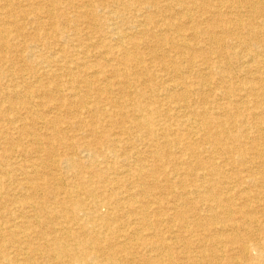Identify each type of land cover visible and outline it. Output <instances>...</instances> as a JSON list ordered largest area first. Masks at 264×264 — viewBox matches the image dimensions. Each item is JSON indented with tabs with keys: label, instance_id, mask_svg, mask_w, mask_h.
<instances>
[{
	"label": "bare ground",
	"instance_id": "bare-ground-1",
	"mask_svg": "<svg viewBox=\"0 0 264 264\" xmlns=\"http://www.w3.org/2000/svg\"><path fill=\"white\" fill-rule=\"evenodd\" d=\"M111 21L121 36L90 41L104 54L90 63L78 26ZM141 42L153 44L146 57ZM167 44L174 58L155 63ZM0 79V123L32 146L20 151L24 197L5 208L0 186V264H264V0H0ZM113 115L121 125L104 135Z\"/></svg>",
	"mask_w": 264,
	"mask_h": 264
},
{
	"label": "rangeland",
	"instance_id": "rangeland-1",
	"mask_svg": "<svg viewBox=\"0 0 264 264\" xmlns=\"http://www.w3.org/2000/svg\"><path fill=\"white\" fill-rule=\"evenodd\" d=\"M56 8H58V9H60V10H62V11H64V12H66V13H68V14H70V15H73V14H76V8L75 7H71V6H67V5H65V4H62L61 6H57ZM76 9V10H75ZM70 10V11H69ZM74 12V13H73ZM98 13H101V12H99L98 11ZM193 14V13H192ZM90 16V15H89ZM193 16V19H194V22H195V19H196V28L197 29H195V31L197 32V38L196 39H205V37H203L204 35L202 34V33H200L199 31H198V29L200 28V27H202L201 25H205V21L203 20V19H201V18H197V17H195V14L194 15H192ZM247 17V16H246ZM86 18H88V17H86ZM198 19H199V21H198ZM203 20V21H202ZM199 22H200V24H199ZM203 22V23H202ZM106 25V24H105ZM105 25H102V24H98L96 27H89V26H87V25H83L82 27H81V25L80 26H78V29H80L79 31H78V35H79V37L81 38V39H87L86 40V43L88 44V46H87V55H88V60H89V62L91 63V61H92V63L93 64H97L98 62H100L101 60H102V58H101V56L102 55H104L103 54V51H102V54H101V52L100 51H98V52H96V51H94V49L92 48V46L90 45V41H92V40H94V41H96V40H99L100 42H108V43H110V44H116L117 42H118V40H116L117 38H116V36L117 37H119L118 35H120L121 36V33L119 32V30H120V26L119 25H116L114 22H108V24H107V27L105 26ZM112 25H114V26H112ZM8 26L10 27V25L8 24ZM112 26V27H111ZM83 27H84V29H83ZM105 27V28H104ZM119 27V28H118ZM11 28V27H10ZM30 27L29 26H26L25 27V29H24V34H26V35H28V36H30L32 33L30 32L32 29H29ZM93 28H95V30L97 31H95ZM97 28H98V30H97ZM101 28V29H100ZM109 28V29H108ZM111 28V29H110ZM114 28V29H113ZM118 28V29H117ZM129 28V29H128ZM128 28H126L125 30V32L124 33H122V35H128V36H131V37H137V39H142L141 37H140V34H137V33H139V31H140V29H138L137 31H135L138 27H128ZM27 29H28V31H27ZM131 29V30H130ZM135 29V30H134ZM190 29V28H189ZM187 30V31H191L192 29H190V30ZM84 30V31H83ZM108 30V31H107ZM132 30H134L133 31V33H132ZM217 30V29H216ZM111 31V32H110ZM118 31V32H117ZM218 31V30H217ZM102 32V33H101ZM104 32H106V33H104ZM114 32V33H113ZM135 32V33H134ZM192 32V31H191ZM85 33V35H83ZM107 33H109V34H107ZM117 33H119V34H117ZM199 33V34H198ZM113 34V35H112ZM117 34V35H116ZM131 34V35H130ZM133 34V35H132ZM96 35L97 36H99V37H96ZM202 35V36H201ZM83 36H84V38H83ZM102 36V37H101ZM105 36H106V38H105ZM110 36V37H109ZM107 37H109V38H107ZM27 38L28 37H25V39H22V40H24V41H29V39L27 40ZM104 39H105V41H104ZM108 39H109V41H108ZM31 40V39H30ZM111 40H112V43H111ZM48 41H50V43H51V39H48ZM114 41H115V43H114ZM73 44L74 43H76L75 41L74 42H72ZM142 44L140 45L141 46V51L140 52H143V56H145L146 57V55H144V54H147V56H148V50H147V47L148 46H152L153 44L152 43H145V42H141ZM144 44V45H143ZM150 44H152V45H150ZM146 45H147V47H146ZM202 44H200V45H198V46H196V47H194V46H192V48H190L191 50H194V52L196 53V54H198V55H200V54H203V53H205V48H204V46H201ZM90 46H91V48H90ZM18 47V46H17ZM169 47V45L167 44V46L165 47V45H163L162 46V50H160L159 52H158V54H159V56L157 57V58H153L154 59V62L155 63H157L158 62V60L160 59V57H162L163 56V60L165 59V60H171L172 59V57L174 58V53L172 52V51H170V49L168 48ZM193 47L196 49V51H195V49H193ZM200 47V48H199ZM143 48H144V50H143ZM168 48V49H167ZM202 48H204V49H202ZM70 49H72V48H70ZM14 51H10L11 52V55H15L14 54V52L16 53L17 51H18V49L17 48H14L13 49ZM102 50V49H101ZM199 51V52H198ZM201 51H203V52H201ZM9 52V53H10ZM100 52V53H99ZM163 52V53H162ZM44 55L46 54H48V53H46V52H44L43 53ZM167 54V55H166ZM171 54H173V55H171ZM90 55V56H89ZM169 55H170V57H169ZM114 56V55H113ZM90 57V58H89ZM109 57H111V54L108 56V58ZM95 58V59H94ZM97 58V59H96ZM15 63V64H14ZM23 63L24 62H20V63H17L16 64V62H14V61H6L5 63H2L1 65H5V66H7V69L10 71V72H12L13 73V75H18L19 73H21V72H26V73H28V75L30 74V76L31 77H29V76H27L26 75V78L27 77H29V79H25V81H27V80H30L31 79V81L32 80H34L32 77L34 76L33 74V70L35 71V75L36 76H38L37 78L39 79V81H45V79L43 80L42 78H44V75L45 74H47V72H42L41 70H37V69H33L32 67H27V68H25L24 66H23V68H25V69H23L21 72H20V70H19V65H23ZM253 63L251 62V61H248V62H246L244 65L247 67V66H250V65H252ZM37 70V71H36ZM15 72V73H14ZM38 72H40V73H38ZM42 72V73H41ZM36 73H38V74H36ZM64 75V76H63ZM40 76V77H39ZM63 77H65V78H63ZM34 78H36L35 76H34ZM61 78L62 79H64V80H66V78H68V76L64 73V74H62L61 75ZM41 79V80H40ZM1 80H3V83H4V80L6 81V79H0V81ZM63 80V81H64ZM159 82V81H158ZM22 83H24L23 81H22ZM25 84V83H24ZM28 89V88H27ZM28 90H34V88L33 87H31V88H29ZM113 94H114V96L116 95L114 92H113ZM153 96V95H152ZM0 101H2V99H0ZM0 105H1V107H2V109H3V111H5L4 109H7L8 107H9V105H8V103H6L4 100L2 101V102H0ZM4 105H6V106H4ZM50 111H54V109L53 110H50ZM50 114V112H46V114ZM54 115V112L52 113V114H50V117L51 116H53ZM63 117V118H62ZM117 116H114L113 115V117H111V118H113L112 120H111V118H110V130H108L107 131V129L103 126L102 127V130L104 131V135L105 134H107V133H109V134H111L110 132H112V133H114L115 131H118V129H119V126L121 125L120 123H117V121H116V118ZM59 118H60V125H62L61 127H62V129H63V131H65V130H67V128H68V126H67V123L66 122H68V121H70V117L66 114V117H65V113L64 112H61V114L59 115ZM41 120H39V122L38 123H36V125H38L39 127H43V125H41V122H40ZM161 121H162V118H161ZM95 122H96V124L97 125H99V123L100 124H103V125H106V122L104 121V120H102V119H99V118H97V117H95ZM125 124H128V122H126ZM3 125V126H2ZM0 131L1 132H5V133H8V136H9V140H3L2 138H0L1 140H0V179H2V180H0V181H2V184H0V186H1V188L3 189V191L1 190V194H2V200L4 201L5 199V202H4V204L2 205V206H4L5 208H8V206L9 207H13V206H11V205H13L12 204V202L10 201V198H21V197H24V195L27 193V191H25V189H23V186H22V184H21V182L22 183H24L25 184V186H27V179H25V176H24V174H22V170L24 169L23 167H26V165H27V162H26V157L27 156H29V155H26V157L25 156H22L21 154L23 153V152H20L21 151V149H25L26 151H28V150H30L31 148H32V146L30 145V138L29 137H27L26 136V138L25 137H20V136H18L17 135V132H16V130H14V129H12V130H9L8 129V127L7 126H9L8 124H7V122H2V123H0ZM66 127V128H65ZM1 128H2V130H1ZM8 131V132H7ZM42 131V132H41ZM41 131H40V133L41 134H43V133H45L46 135L49 133V130H46L44 127L41 129ZM66 134V133H65ZM81 135V134H80ZM7 136V137H8ZM76 136H79V135H76ZM134 136H136L135 135V133H134ZM133 136V137H134ZM144 137H146V135H144L142 138L144 139ZM19 138V139H18ZM134 138H136V137H134ZM134 138H132L131 140H135ZM147 138V137H146ZM16 139V140H15ZM24 141H23V140ZM148 139V138H147ZM147 139L145 140V142H147ZM22 140V141H21ZM71 140V139H70ZM18 141H20V142H18ZM26 141H28V142H26ZM63 141V140H62ZM79 140H74L73 142L76 144L77 142H78ZM28 143V144H27ZM12 144H14V145H12ZM110 144H112V142L110 143ZM147 146H148V144H146ZM14 146V149L16 150V152L13 154V152H12V150H11V147H13ZM147 146H145V145H143L142 146V144L141 145H138L137 147H136V150L135 151H137L138 152V154L140 155V156H144V160L146 161V164H147V166L149 167L150 166V163L151 164H153V163H156V162H154L151 158H152V156L149 154V149H148V147ZM60 147H61V144H59L58 143V145H56V148L58 149V150H60V152H62L63 150H62V148L60 149ZM147 147V148H146ZM140 149H141V151H140ZM172 149H174V147H172ZM9 150V151H8ZM175 151V150H174ZM120 152H127L126 150H124V149H122V150H120ZM148 152V153H147ZM18 153V154H17ZM19 153H20V155H19ZM147 153V154H146ZM16 155H17V157H16ZM10 156V157H9ZM20 156V157H19ZM150 156V157H149ZM80 157H81V160L83 161V162H86V163H88V156H85V154H81L80 155ZM84 157V158H83ZM101 157V156H100ZM15 158V159H14ZM83 158V159H82ZM87 158V159H86ZM146 158L148 159V160H146ZM161 158H162V155H161ZM150 160V161H149ZM152 160V161H151ZM163 160H165V158L163 157ZM5 163V164H4ZM9 163H11V164H9ZM119 164H121L120 162H119ZM119 164L118 163H116V165L117 166H119ZM3 165V166H2ZM156 165V164H155ZM168 166V164H165L164 165V167H166L167 168V166ZM5 166V167H4ZM163 166V165H162ZM102 167V169H100L99 171L98 170H95V176H94V181H96V176H97V174H99L100 172H103V174H106L108 171L107 170H105V169H108V168H106V167H104V166H101ZM103 167L105 168V169H103ZM7 168V169H6ZM163 168V167H162ZM87 169V168H86ZM18 170V171H17ZM94 170V169H93ZM146 170V175H147V168L145 169ZM163 170V169H162ZM168 170V169H167ZM9 171H14L13 172V175L9 172ZM3 172H8V173H10V174H8V173H4L3 174ZM63 172V173H62ZM165 172H167V171H165ZM108 174H110V173H108ZM61 177V179H62V181L63 182H65V183H70V182H72L73 181V178H72V175L69 173V174H67V173H65V171L63 170V169H61L60 170V174H59ZM154 175V174H153ZM18 177V178H17ZM71 177V178H70ZM148 179L150 178H152V177H150V174H148V177H147ZM11 180V181H10ZM18 182H20V184H18ZM11 183V184H10ZM6 187H8L9 189H7ZM54 188H55V186H53L52 187V189L54 190ZM19 189V190H18ZM114 190H116V189H113V191ZM108 193H109V191H107ZM16 193V194H15ZM62 196V195H61ZM41 199H42V201H46L47 203H53V205H57V203H56V201H59V199H58V196H56L54 193H52V192H50V191H48V190H43V192H41ZM56 200V201H55ZM44 201V202H45ZM18 207H16V208H12V210L13 209H17ZM2 212H1V214H3V218L4 219H8V218H13L14 216L17 218L20 214H18V212H14V213H7V212H5L4 211V209L2 208V210H1ZM16 214H18V216H16ZM9 216V217H8ZM15 218V219H16ZM20 219V218H19ZM19 219H16V220H19ZM15 220V221H16Z\"/></svg>",
	"mask_w": 264,
	"mask_h": 264
}]
</instances>
